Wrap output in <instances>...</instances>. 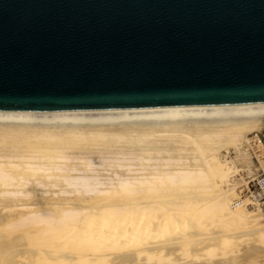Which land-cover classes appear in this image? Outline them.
Listing matches in <instances>:
<instances>
[{"label":"bare ground","instance_id":"1","mask_svg":"<svg viewBox=\"0 0 264 264\" xmlns=\"http://www.w3.org/2000/svg\"><path fill=\"white\" fill-rule=\"evenodd\" d=\"M262 171L264 104L0 111V264H264Z\"/></svg>","mask_w":264,"mask_h":264},{"label":"water","instance_id":"2","mask_svg":"<svg viewBox=\"0 0 264 264\" xmlns=\"http://www.w3.org/2000/svg\"><path fill=\"white\" fill-rule=\"evenodd\" d=\"M264 104V0H0V111Z\"/></svg>","mask_w":264,"mask_h":264},{"label":"rangeland","instance_id":"3","mask_svg":"<svg viewBox=\"0 0 264 264\" xmlns=\"http://www.w3.org/2000/svg\"><path fill=\"white\" fill-rule=\"evenodd\" d=\"M223 154H224V155H227V153H225V152H224ZM227 156H228V155H227ZM262 178H264V171L260 172L258 181L261 180ZM258 181H256V182H252L251 185H250L251 190H252L253 192H255V191L258 190V189H261V187L259 186ZM262 202H264V201H262Z\"/></svg>","mask_w":264,"mask_h":264},{"label":"built area","instance_id":"4","mask_svg":"<svg viewBox=\"0 0 264 264\" xmlns=\"http://www.w3.org/2000/svg\"><path fill=\"white\" fill-rule=\"evenodd\" d=\"M258 183H259V186L261 187V189H263L264 188V178L259 180Z\"/></svg>","mask_w":264,"mask_h":264}]
</instances>
